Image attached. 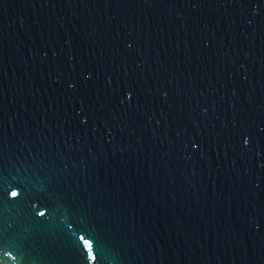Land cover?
<instances>
[{
    "label": "water",
    "instance_id": "water-1",
    "mask_svg": "<svg viewBox=\"0 0 264 264\" xmlns=\"http://www.w3.org/2000/svg\"><path fill=\"white\" fill-rule=\"evenodd\" d=\"M0 264H264V0H0Z\"/></svg>",
    "mask_w": 264,
    "mask_h": 264
}]
</instances>
